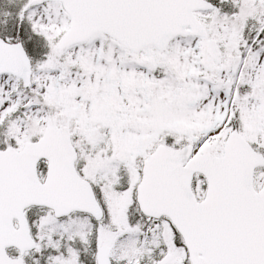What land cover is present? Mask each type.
<instances>
[{
  "label": "snow or ice",
  "instance_id": "6c2138e0",
  "mask_svg": "<svg viewBox=\"0 0 264 264\" xmlns=\"http://www.w3.org/2000/svg\"><path fill=\"white\" fill-rule=\"evenodd\" d=\"M0 264H264V0H0Z\"/></svg>",
  "mask_w": 264,
  "mask_h": 264
}]
</instances>
